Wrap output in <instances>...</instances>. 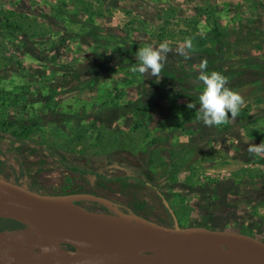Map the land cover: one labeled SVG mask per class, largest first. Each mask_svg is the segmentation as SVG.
<instances>
[{
  "label": "rangeland",
  "instance_id": "obj_1",
  "mask_svg": "<svg viewBox=\"0 0 264 264\" xmlns=\"http://www.w3.org/2000/svg\"><path fill=\"white\" fill-rule=\"evenodd\" d=\"M161 43L171 51L159 75L133 72L137 50ZM218 47L215 71L242 96L239 114L259 115L244 126L235 118L205 125L187 108L202 85L169 77L173 69L212 72L200 64ZM261 66L264 0H0V131L131 179L99 184L60 165L34 172L55 164L35 145L21 146L16 159L1 156L10 166L0 165V176L46 194L98 195L164 226L175 217L182 227L228 225L264 239V158L248 152L264 142V80L243 85L241 75ZM105 156L127 169L106 167ZM224 205L231 208L218 210ZM10 223L0 219V227ZM12 250L0 243L1 258Z\"/></svg>",
  "mask_w": 264,
  "mask_h": 264
},
{
  "label": "water",
  "instance_id": "obj_2",
  "mask_svg": "<svg viewBox=\"0 0 264 264\" xmlns=\"http://www.w3.org/2000/svg\"><path fill=\"white\" fill-rule=\"evenodd\" d=\"M93 202L107 212L91 211ZM0 219L28 229L0 232L31 251L21 264H264V239L228 225L164 226L90 193L46 194L0 176ZM28 233L29 237L21 235ZM34 237V238H33ZM44 246H49L44 250ZM44 252V257H38ZM18 264L0 257V264Z\"/></svg>",
  "mask_w": 264,
  "mask_h": 264
},
{
  "label": "trees",
  "instance_id": "obj_3",
  "mask_svg": "<svg viewBox=\"0 0 264 264\" xmlns=\"http://www.w3.org/2000/svg\"><path fill=\"white\" fill-rule=\"evenodd\" d=\"M221 50V47H218L216 52H212L211 54H208L207 57L209 59L210 64H208L207 68L212 69L213 71H215L217 69V66H215V59L218 56V52ZM249 63H256V64H261L262 61L255 59V60H250ZM263 65V63H262ZM242 77H244L243 79V85L246 84H252V83H257L259 81H263L264 80V66H261V69L255 72H251L249 74H244L243 72L241 73ZM198 75L196 74H189L188 72H184L181 71L179 69H173V75L169 76L171 78L172 81H177L179 84H183L184 82L186 83H191L193 85H197L199 84L197 82V77ZM189 93V92H188ZM200 94V93H199ZM199 96V95H198ZM164 97L165 98H170L171 97V93H164ZM229 118H231V114L229 113ZM257 118H259V115H255L250 117L248 114H239L235 119H238L240 121H243L245 119V121L241 122V124H239L240 126H244L247 123H250L252 121H255ZM9 135L8 137L6 136ZM24 145H35L36 147L42 149L44 151V153L50 157L51 159H53L54 161V165H48L45 162L42 163V165L37 166L33 171H40V170H44V169H55L56 167H58V165H60V167L67 169L69 171L75 172L80 174L81 176H83L85 179L88 177H95L97 179V183L102 184L105 181H110V182H120L123 185L127 184V181L131 179V176H108L107 174H103L101 173L99 170H97L96 168H92V166H87V164H83L81 162V158L80 156H78L77 154H73V153H69V152H62V151H57L52 149L51 147L44 145V144H39L37 142L31 141V140H25L22 138H19L18 136H15L13 134H9L6 132H1L0 131V157L3 155H11L14 159H16L15 155L18 156V152H19V148L21 146ZM85 158L90 159V162L92 163V161H95V159L97 157L94 156H85ZM106 159L105 161V166L106 167H121L124 168L125 170L127 169L126 165L124 164H118L115 160H112L111 157L109 156H105V157H99V159ZM17 161H19V159H17ZM262 164H264V160L261 161ZM57 164V166H56ZM0 165H5V166H10L6 161L0 160ZM105 169V168H104ZM29 172L27 170H22L23 173H33ZM21 176V175H20ZM9 180V179H8ZM142 185L148 186L149 188H151L156 194L157 196L163 201V195L160 191H158L156 189V187L145 180V182H142ZM31 190L36 191V192H40L43 193L39 190H37L36 188H34L33 186L31 187ZM72 193H76L75 191H73ZM164 206L166 209H168V207L166 206L165 202L163 201ZM229 207L228 205H224L221 206L218 210L220 211H224ZM147 218V217H146ZM151 220V219H150ZM13 221V220H12ZM12 224H16L19 225L21 227H24V225H21L20 223L13 221ZM11 223L9 224L10 228ZM171 226V225H170Z\"/></svg>",
  "mask_w": 264,
  "mask_h": 264
},
{
  "label": "clouds",
  "instance_id": "obj_4",
  "mask_svg": "<svg viewBox=\"0 0 264 264\" xmlns=\"http://www.w3.org/2000/svg\"><path fill=\"white\" fill-rule=\"evenodd\" d=\"M184 43L190 50L191 41L186 40ZM169 51L171 48L165 43H161L158 49H154L151 45L138 49L136 52L137 63L133 66L132 71L143 74L151 70L152 76H158ZM178 51L180 55L187 56L184 45H181ZM200 68L202 70L207 68L206 60L201 62ZM196 79L202 85V91L197 101L189 102L187 108L196 110L198 120H202L207 126H219L228 122L229 113L233 119L239 115L244 100L237 91L230 90L226 86L227 77L216 71L210 73L201 71ZM248 152L264 158V142L250 145Z\"/></svg>",
  "mask_w": 264,
  "mask_h": 264
},
{
  "label": "bare ground",
  "instance_id": "obj_5",
  "mask_svg": "<svg viewBox=\"0 0 264 264\" xmlns=\"http://www.w3.org/2000/svg\"><path fill=\"white\" fill-rule=\"evenodd\" d=\"M21 236L29 237L30 235L28 233H25ZM1 242H6V239L0 240V243ZM48 248H49V246H44V250H48ZM9 256L18 264L27 262V260L32 259L34 257V255L31 251L21 250V249L14 248V247H13V250L10 252ZM44 256H45L44 252H40V254L38 255V257H44Z\"/></svg>",
  "mask_w": 264,
  "mask_h": 264
},
{
  "label": "flooded vegetation",
  "instance_id": "obj_6",
  "mask_svg": "<svg viewBox=\"0 0 264 264\" xmlns=\"http://www.w3.org/2000/svg\"><path fill=\"white\" fill-rule=\"evenodd\" d=\"M91 203H93V202H91ZM81 204V203H80ZM97 204V203H96ZM101 206V205H100ZM102 207V206H101ZM102 209H103V211L104 212H107V210L104 208V207H102ZM119 209H121L120 207H119ZM122 210V209H121ZM137 209H134V210H127V211H125V212H133V213H136V214H138V215H140V216H142V217H145V214H143V213H141L140 211H136ZM146 218V217H145ZM147 219H149V218H147ZM11 227L10 228H3V227H0V232H3V231H6V232H10V233H12V232H24V231H26V232H28L27 231V227L26 226H24V227H21V226H19V225H16V224H11L10 225ZM11 264H14V263H11Z\"/></svg>",
  "mask_w": 264,
  "mask_h": 264
}]
</instances>
